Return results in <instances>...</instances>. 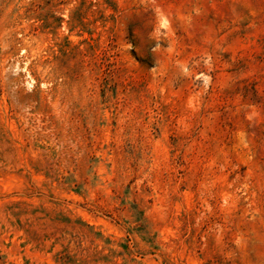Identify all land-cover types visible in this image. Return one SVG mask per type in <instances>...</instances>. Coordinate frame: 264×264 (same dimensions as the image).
Instances as JSON below:
<instances>
[{"label":"rangeland","instance_id":"374dc122","mask_svg":"<svg viewBox=\"0 0 264 264\" xmlns=\"http://www.w3.org/2000/svg\"><path fill=\"white\" fill-rule=\"evenodd\" d=\"M0 264H264V0H0Z\"/></svg>","mask_w":264,"mask_h":264}]
</instances>
